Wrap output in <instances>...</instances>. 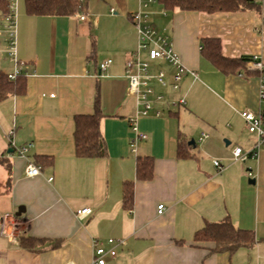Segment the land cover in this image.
<instances>
[{"label": "crops", "instance_id": "0c3cea01", "mask_svg": "<svg viewBox=\"0 0 264 264\" xmlns=\"http://www.w3.org/2000/svg\"><path fill=\"white\" fill-rule=\"evenodd\" d=\"M84 1L78 12L87 13L86 20L78 12L30 15L24 0L19 4L17 56L26 63L21 74L27 90L0 99V159L11 165L9 173L0 162V264H97L93 242L109 248V238L125 242L105 264H264V145L257 156L233 159L236 146L249 151L257 141L240 112L264 110L260 72L248 62L251 73L225 74L201 52L203 38L218 37L224 55L256 54L264 63V0H256L260 13L167 9L160 0ZM144 3L194 74L183 76L179 91L153 82L169 98L184 95L186 104L155 102L149 115L140 116L138 126L147 139L134 153L130 119L137 104L125 70L138 43L132 13ZM106 59L111 65L101 73ZM160 68L171 76L168 63L158 61L153 70ZM13 70L7 53L0 55V73ZM97 91L107 155L78 157L75 116L94 111ZM11 129L15 144L34 142L31 159L52 157L41 175L25 174L27 160L11 146ZM181 146L188 156L179 153ZM139 155L153 157L151 179L137 177ZM215 159L224 165L220 172ZM126 180L134 181L130 209L123 204ZM159 204L165 206L162 213ZM21 205L26 210L16 216ZM87 206L92 213L77 218L76 211ZM227 216L235 227L254 232L257 241L214 252L213 242L194 240L208 222ZM23 233L61 243L29 251L20 245Z\"/></svg>", "mask_w": 264, "mask_h": 264}, {"label": "built area", "instance_id": "2783aa9c", "mask_svg": "<svg viewBox=\"0 0 264 264\" xmlns=\"http://www.w3.org/2000/svg\"><path fill=\"white\" fill-rule=\"evenodd\" d=\"M153 1V0H148ZM148 3V2H147ZM147 3L132 13V21L138 32V43L135 50L130 53L126 62V76L129 81V95L136 99L137 109L136 116L130 119V126L133 136L130 140L131 150L136 153L140 141L147 139V134L142 132L138 126V118L147 116L154 109L155 102L165 103L170 107H178L186 104L184 95L177 98H169L164 92L157 91L153 82L162 87H170L174 91H179L183 76L193 71H189L181 62L179 56L175 52L174 44L170 40L169 35L159 30L151 19L150 12L145 7ZM18 8L19 0H9L7 12L0 10V55L7 53L8 58L14 64V70L7 74L9 80H14L23 72L25 62L21 61L17 56V29H18ZM113 11V9H112ZM77 16L81 20L88 18L87 13L78 12ZM158 61H164L173 67L171 76L163 68L156 71L153 67ZM112 60L106 59L100 64V72H104L111 65ZM250 68L258 70L259 75V98L264 104V63L258 55H252ZM162 110L156 109L155 114L161 115ZM247 129L257 135V141L249 151H244L241 146H236L233 150L234 160H245L248 156H257L259 148L264 145V110L254 112L252 110H242ZM14 129L8 132L11 146L14 151L27 160L25 166V174L34 177L42 174V167L30 158L29 152L35 146L33 141H27L21 144H15ZM214 163L218 172L222 171L224 165L219 159H215ZM251 175V173H249ZM53 177L49 178L51 181ZM158 212L162 213L165 209L164 204H159ZM92 213V208L87 206L76 211L79 219H84ZM123 238H109V248L104 247L98 240H94V259L97 264H105L106 256L115 257L116 248L124 244ZM73 264V263H69Z\"/></svg>", "mask_w": 264, "mask_h": 264}, {"label": "trees", "instance_id": "16d2710c", "mask_svg": "<svg viewBox=\"0 0 264 264\" xmlns=\"http://www.w3.org/2000/svg\"><path fill=\"white\" fill-rule=\"evenodd\" d=\"M167 9L179 7L184 10L213 12H237L253 10L261 12V4L256 0H160ZM26 12L30 15H72L81 11L85 6L84 0H24ZM9 0H0V10L7 12ZM202 54L208 58L219 70L225 74L239 73L249 74L251 71L246 65L252 55L229 57L222 52V43L218 37L202 39ZM27 90V82L24 74H19L16 79L9 80L7 74L0 73V99L8 95H22ZM172 111H170L171 113ZM99 91L94 100L92 113L77 114L75 116V153L78 157H105L107 144L101 131L103 117ZM179 153L183 156L189 154L179 147ZM52 160L50 156H42L34 160L42 168ZM11 172V165L6 159H0ZM137 177L151 179L154 174V159L149 155H139L136 164ZM123 204L126 208L134 205V181L126 180L123 183ZM22 248L39 252L47 248H55L60 245V240L46 237H36L27 234L20 235ZM196 242H213L214 252H232L241 246H251L257 239L254 232L235 227L227 216L219 221L208 222L203 228L196 231Z\"/></svg>", "mask_w": 264, "mask_h": 264}, {"label": "water", "instance_id": "95a60500", "mask_svg": "<svg viewBox=\"0 0 264 264\" xmlns=\"http://www.w3.org/2000/svg\"><path fill=\"white\" fill-rule=\"evenodd\" d=\"M191 142H194V139L191 140ZM227 144H229V141H227ZM251 182H254V178H250ZM26 208L24 205L19 206L18 210L15 212L16 216H21L25 212Z\"/></svg>", "mask_w": 264, "mask_h": 264}, {"label": "rangeland", "instance_id": "374dc122", "mask_svg": "<svg viewBox=\"0 0 264 264\" xmlns=\"http://www.w3.org/2000/svg\"><path fill=\"white\" fill-rule=\"evenodd\" d=\"M20 2H23V0H20V1H19V4H20Z\"/></svg>", "mask_w": 264, "mask_h": 264}]
</instances>
